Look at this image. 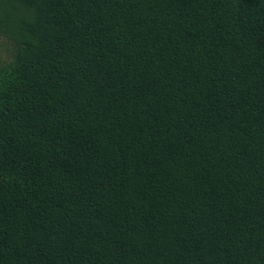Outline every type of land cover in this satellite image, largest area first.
Instances as JSON below:
<instances>
[{
	"label": "trees",
	"instance_id": "1",
	"mask_svg": "<svg viewBox=\"0 0 264 264\" xmlns=\"http://www.w3.org/2000/svg\"><path fill=\"white\" fill-rule=\"evenodd\" d=\"M0 264H264V0H0Z\"/></svg>",
	"mask_w": 264,
	"mask_h": 264
}]
</instances>
